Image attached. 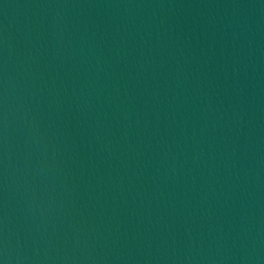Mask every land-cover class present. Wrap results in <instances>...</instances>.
Segmentation results:
<instances>
[{
	"label": "water",
	"instance_id": "obj_1",
	"mask_svg": "<svg viewBox=\"0 0 264 264\" xmlns=\"http://www.w3.org/2000/svg\"><path fill=\"white\" fill-rule=\"evenodd\" d=\"M0 264H264V0H0Z\"/></svg>",
	"mask_w": 264,
	"mask_h": 264
}]
</instances>
